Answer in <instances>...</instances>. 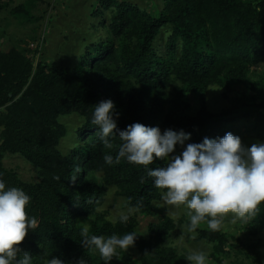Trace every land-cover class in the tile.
Masks as SVG:
<instances>
[{"label":"trees","instance_id":"trees-1","mask_svg":"<svg viewBox=\"0 0 264 264\" xmlns=\"http://www.w3.org/2000/svg\"><path fill=\"white\" fill-rule=\"evenodd\" d=\"M164 1L166 10L159 18L142 15L125 2L120 4L109 14V36L87 56L93 60L99 56L100 69H103L114 55L109 42L120 39L118 56L125 71L154 90L165 89L173 79L179 80L186 86V92L199 96L200 109L195 116L178 120L175 117L179 111L167 108V103L171 106L172 101H166L163 93L153 91L152 98L150 93L143 95L131 86L123 98L118 93L111 100L117 128L106 138L110 148L101 140L99 126L92 123L94 107L110 100H97L95 85L87 93L80 92L79 98L69 95L61 101L62 109H59L63 114L78 112L85 118L82 144L64 155L59 146L65 129L55 116L44 114L52 110L60 114L53 106L56 101L41 89V78L33 74L32 62L24 58L22 68L17 71L7 57L0 54V108L9 105L7 114L0 117L3 128L0 181L5 184V190L16 187L30 197L26 210L29 218L38 222L35 230L29 229L19 245L17 259L26 252L31 256L30 264H47L53 257L63 264H78L81 258L85 264H98L93 258L95 248L82 245V222L92 219L89 236L123 237L134 232L132 224L121 220L113 224L101 217L99 209L104 204L103 193L107 187L121 190L130 208L143 213L152 211L158 188L147 171L164 167L165 160L156 159L147 168L129 163L126 157L115 163L123 143L119 132L129 125L141 123L154 127L165 114L167 129L189 134V139L184 141L186 147L190 143H202L205 138L219 140L229 132L236 136L235 118H230L229 113L213 115L206 107L205 92L220 73L228 74V80L223 83L226 93H240L238 88L246 83L249 67L264 62V6L259 8L262 12L253 14L234 0ZM3 6L4 9L0 5V14L7 11L5 4ZM189 19L193 22L189 23ZM169 25L172 32L166 51L158 54V49L153 48L154 40ZM211 33L221 43L218 49L210 45ZM82 99L89 101L88 110L84 112ZM7 153L22 155L37 174L23 180L15 171L4 168L2 160ZM106 154L113 157V164L104 161ZM57 176L59 180L54 179ZM73 176L75 181L71 179ZM157 233L151 232V238ZM213 237L216 240V235ZM139 246L141 264H166L157 246L143 242ZM173 254L170 253L167 264H176Z\"/></svg>","mask_w":264,"mask_h":264},{"label":"rangeland","instance_id":"rangeland-1","mask_svg":"<svg viewBox=\"0 0 264 264\" xmlns=\"http://www.w3.org/2000/svg\"><path fill=\"white\" fill-rule=\"evenodd\" d=\"M234 1L244 7L243 10L249 9L253 14L262 12L259 8L264 6V0ZM123 2L140 11L142 15L155 18H159L166 10L164 0H0V5L4 9L5 4L7 10L0 14V54H4L17 71L22 68L24 58L32 62L33 74L41 78V89L56 101L53 106L56 110L58 108L60 114L55 110L44 114L48 117L55 116L58 124L65 129V136L59 146L64 155L82 144L81 132L85 118L78 112L63 114L61 101L69 95L79 98L80 92L87 93L93 85L98 89L99 96H96L99 101L112 100L118 93L123 98L131 86L143 95L149 96L150 93L152 98L153 91H160L166 101H172L171 106L167 103V108L174 107V111L180 112L175 117L178 120L195 116L200 109L199 96L186 92V86L179 80L173 79L165 89L154 90L125 71L118 56L120 39L109 42L113 45L114 55L103 69H100L99 56L95 60L88 59L87 55L94 48L98 49L99 43L109 36V14ZM192 22L189 19V23ZM171 32L172 27L169 25L154 40L153 48L158 49V54L166 51ZM214 36V33L209 36L210 45L218 49L221 43ZM226 76L228 74L218 73L206 89L207 109L213 115L229 113L230 118H235V134L245 147H250L253 143H264V132H258L264 128V62L249 67L246 83L238 88L240 93H226L223 87V83L228 80ZM21 96L22 94L19 98ZM82 100L84 112L88 110L89 101ZM8 107L9 105L0 108V117L7 114ZM154 127H158L161 134L168 130L165 114ZM2 133L3 128L0 127V147L3 144ZM185 148V144H177L174 152L165 159L164 167ZM2 162L4 168L15 171L23 180L37 174L33 166L20 154L7 153ZM105 191L104 204L99 213L107 222L117 224L121 213L128 214L132 208L117 187L110 186ZM151 210L143 213L135 209L129 215L126 223L132 224L137 241L127 252L118 249L119 259L113 258L110 264H141L140 242L157 246L159 252L165 256L166 264L171 252L176 256V264H190L187 256L199 251L207 253V264H264V203L259 205L257 215L247 222L238 220L232 223L230 213L219 232L209 230L207 223L201 222L196 229L195 239L185 229L190 223L187 209H173L166 205L162 200L161 189H158ZM169 211H177L178 218L173 220L167 215ZM91 221L89 218V221L82 222L80 228L89 229ZM153 231L158 232L155 238L150 236ZM213 234L216 235V240H213ZM107 238L109 237H105ZM93 258L98 264H106L97 249L93 251Z\"/></svg>","mask_w":264,"mask_h":264},{"label":"clouds","instance_id":"clouds-1","mask_svg":"<svg viewBox=\"0 0 264 264\" xmlns=\"http://www.w3.org/2000/svg\"><path fill=\"white\" fill-rule=\"evenodd\" d=\"M113 109L111 100L102 101L94 107L92 119L108 148L111 144L106 138L117 128ZM119 137L123 143L115 163L126 157L129 163L147 168L156 159H168L177 144L183 145L189 139V134L171 129L161 134L158 127L134 123L120 131ZM103 159L113 164L111 155L106 154ZM147 175L154 178L155 187L162 190L166 205L187 209L190 223L185 229L195 239L201 222H206L209 230L219 232L230 213L232 223L247 222L257 215L259 205L264 203V143L245 147L231 132L219 140L205 138L202 143L188 144L180 155L172 157L167 167L149 169ZM71 179L75 181L76 177ZM29 201L30 197L23 190L16 187L5 190V184L0 181V264H30L31 256L26 252L17 259L19 245L28 230L38 226L37 220L28 216ZM133 211L135 209H129L128 214L121 213L120 220L126 223ZM167 215L176 220L179 213L169 211ZM81 236L82 245L97 249L106 264L113 258L119 259L117 250L127 252L137 239L134 232L123 237L113 234L107 239L89 236L87 227ZM186 259L190 264H207L208 255L203 251L192 252ZM47 264H63V261L53 257ZM78 264L85 261L81 258Z\"/></svg>","mask_w":264,"mask_h":264}]
</instances>
